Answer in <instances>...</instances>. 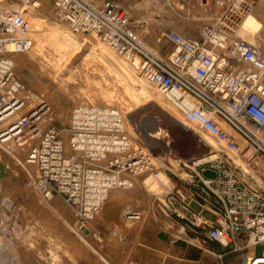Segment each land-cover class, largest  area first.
Instances as JSON below:
<instances>
[{"label":"built area","instance_id":"2783aa9c","mask_svg":"<svg viewBox=\"0 0 264 264\" xmlns=\"http://www.w3.org/2000/svg\"><path fill=\"white\" fill-rule=\"evenodd\" d=\"M197 1L213 4L210 17L195 12L188 0H169L178 14L199 21L198 35H192L159 22L150 26L119 0H48L54 18L72 33L94 34L135 58L139 71L171 97L176 111L222 145L210 158L187 165L189 182L200 183L191 198L215 215L210 221L193 212L191 224L237 254L240 264H264V190L245 178L234 160L245 158L254 168L255 153L264 156V49L235 34L251 0ZM20 5L39 1L0 0V145L14 143L23 152L22 162L36 168L37 182L58 194L82 223L131 175L154 171L152 155L132 142L114 105L77 104L64 128L50 123L43 98L28 105L14 60L32 45L31 24ZM206 169L214 176H204ZM171 196L166 209L184 217L172 208Z\"/></svg>","mask_w":264,"mask_h":264},{"label":"rangeland","instance_id":"374dc122","mask_svg":"<svg viewBox=\"0 0 264 264\" xmlns=\"http://www.w3.org/2000/svg\"><path fill=\"white\" fill-rule=\"evenodd\" d=\"M119 1L122 4H125V6L133 13L139 14V16H141L142 19L145 20L150 26L159 22L163 23V25L172 26L175 29L183 31L184 33L198 35L199 21L195 20L194 18H189L178 14V11L172 6L169 0ZM188 1L193 5L195 12H202L204 16L206 15L210 17L211 12L215 10V7L210 2L209 4L202 5L197 0ZM46 3L49 2L45 1L44 5L39 6L40 11L42 10L50 21H54L65 26L64 23L54 18L51 5ZM251 4L252 6L250 10H248V12L245 14L247 16H243V19L245 17L244 20H246L241 29L243 31L242 33L244 34L243 38L258 44L264 49V0H251ZM197 16L201 15L197 14ZM74 35L78 37L92 36V34ZM151 38L152 35H149V39ZM150 42L151 40L148 41V44H150ZM46 51L51 52V47L45 46L44 52ZM118 54L123 56L120 53ZM15 58L17 60V66L15 65L17 74L20 78L22 77L21 79L26 84L27 89L33 91L38 96V98H43L49 103L51 102L50 104L53 110L56 112L58 106L56 105L55 101L49 97L53 84L42 82L39 79H36V77L34 78L31 76L32 78H29L23 75V72L21 71L23 66L31 67L33 72L39 70L40 67L43 66L42 61L39 60L40 58L31 57L27 54V52L17 54ZM62 74H59V77H62V82L66 92H87L89 94H98L99 96L100 88L97 82H100L103 86H106V84H104V77L106 74L104 60L100 61L98 59L92 58L88 61H83L82 56H80L79 53H75L71 58L68 73ZM35 76H37L36 73ZM65 76H67V78ZM112 90L117 92V89ZM79 103L83 102L66 103L64 105L66 108L65 114L63 116L65 119H58V117L54 116L50 123L60 128L66 127L71 108ZM87 103L108 105L107 103L99 101V99L95 100L94 102L92 101ZM109 105H114L116 107L118 106L116 102ZM153 117L155 119H161L162 114L160 112H155ZM202 131V129L201 131L195 129V138H198ZM262 133L264 134V132ZM128 134L130 135L133 142H138L137 144L145 146L143 140L138 134ZM263 134L260 136L264 140ZM212 138L216 140L214 137ZM168 142L169 146L167 149L154 150V153L160 160V163L153 161L154 169L159 166L160 169L163 170L170 178V180H168L164 186H160L156 191H147L146 188L142 186L140 181L149 173L145 174V176L140 175V178L138 175H131L128 178L130 179L131 183L129 188L120 187L113 190L110 194L111 197L113 195L117 196L123 193V195L121 194V198L124 197L126 201L128 199V201L132 200V203L134 202L132 207L137 204V207L135 206L134 208L140 213V216L138 215V217L135 218L137 221L134 219L127 224V227H125L126 229H124L122 235H111V233L109 234L108 232H105V229L108 226L105 224L106 222L104 223L98 221V218L89 219L88 221L81 223V221L77 219L74 210L68 206L58 194L48 191L47 187L37 182V171L36 168L31 164L28 166L30 167V172L28 175L25 170L27 164L26 166L22 164V151L17 153L18 160L16 161H19V163L15 160L14 162L10 157H6L3 154L1 159L3 161L6 160L9 162V164H11V166L15 169V174L12 175L11 173L6 178L4 183V187L9 194V203L7 204L9 205V209H11V214L2 218L3 221L1 220L5 229L9 233H13L14 220L17 218L22 222L23 225L28 224V226H31V217L33 218V216H36V214L42 216L41 220L45 221V224L50 230L52 236L51 239L43 237L40 239L41 241L38 239L35 240V243H38L42 247L41 249L44 254L40 256L41 259L39 264H171L167 257L168 252L166 247L158 244L154 240L156 231L158 229L167 230L172 235H174V237L178 235V233H175L172 230L173 227L169 222L170 218L168 215L170 213L169 210L166 209L168 193H171L177 189L174 186L176 180L181 182L189 180L190 169L187 167V165L191 166L192 161H201V159H205V157L209 156L210 154L212 155L214 153L220 152L219 147L221 146L219 145L218 147H214L210 144H203L205 149L195 152L194 154H189L188 157H185L184 153L181 152V149L174 148L175 143L170 136H168ZM146 148L151 151L149 147ZM211 155L207 158H210ZM255 158L256 159L254 162H256V165L264 163V156H261L260 152L255 153ZM235 162L239 164L243 170H245L243 171L245 178L250 179L253 184L264 190V182H258L259 179L257 180L255 176V167H252V163L249 164L244 158H235ZM261 176V181H264V174ZM119 203L122 204L123 199H121ZM43 208L44 210H42ZM192 208H195V204H192ZM34 209L35 211H33ZM41 210L43 212H41ZM148 210L149 212H147ZM204 215L210 216L207 211L204 212ZM108 225L112 226V224ZM87 228L89 229V235H86ZM139 235H141V240L138 239ZM134 237H136V240L133 239ZM16 245L21 253L20 255L22 264H32V261L25 256L26 252L30 251V248H28L27 244L22 242L20 239H16ZM23 250L25 254H23ZM255 253H261L260 244L255 246ZM235 257L238 259H236L233 264H239V256L235 254Z\"/></svg>","mask_w":264,"mask_h":264},{"label":"bare ground","instance_id":"6f19581e","mask_svg":"<svg viewBox=\"0 0 264 264\" xmlns=\"http://www.w3.org/2000/svg\"><path fill=\"white\" fill-rule=\"evenodd\" d=\"M38 1V6L20 5V9L28 17L31 24L32 45L26 52L31 57L40 58L39 60L42 61L43 66L36 72H33V69L29 66H23L21 71L23 72V75L29 78L36 77V79H39L42 82L53 84L49 97L55 101L58 109H56L57 111L55 112L50 104L51 102L49 103L46 101L49 107V112L47 113L49 115L48 117L53 118L55 116L58 117V119L63 118L66 108L64 105L69 102H83L84 104H90L87 102H94L97 99L108 105L116 102L118 104L117 108L123 116L126 132L138 134L143 140L145 146L149 147L151 150L150 154L152 155V160L157 163H160V160L154 153V150L167 149L169 146L168 136L173 139L175 143L174 148L181 149V152L184 153L185 157H188L189 154H194L195 152L205 149L203 144H210L214 147H218L219 145L222 146L212 138L213 136L211 134L204 130L198 138H195V129L201 131L198 123L194 120L186 119L176 111L171 97L148 81V79L139 71L135 58L119 55L116 50L99 40L94 34L90 37H78L74 35L66 25L65 27L57 22L50 21L39 8V6L44 5L45 1L48 2V0ZM46 4L51 5L50 3ZM246 16L247 15H245V17ZM244 19L242 17L240 23L235 29V34L242 38L244 34L241 29L246 22ZM249 42L256 47L263 49L258 44L251 41ZM45 46L51 47L52 51L44 52ZM75 53H79L80 56H82L83 61H88L92 58L100 61L104 60L106 69L104 84H106V86L97 82L100 88L99 96L98 94H89L87 92H66L64 89L62 77H59V74L68 73L69 63ZM15 56L14 60L15 64H17ZM35 73L37 76H35ZM67 76L65 77L67 78ZM112 89H117V92H114ZM26 97L29 106L34 105V102L39 99L30 89L27 91ZM155 112H160L162 114L161 119H155L153 117ZM42 116L41 122L45 124L48 119H46V114ZM213 118L218 124L223 125V122L216 116H213ZM43 124L41 125L43 126ZM262 134L263 133H261V135ZM133 143L137 144L138 142ZM250 151V148H248L245 153L248 154ZM19 152L20 149L14 143H10L8 146L0 145V264H22L21 253L19 248H17L16 239L25 242L28 248H30V251L26 252V254L23 250V254L32 261V264H39L41 259L40 256L44 254L41 249L42 247L38 243H35V240H40L43 237L51 239L52 236L45 221L41 220L42 216L39 214H36V216L32 215L31 226H28V224L23 225L17 218L14 220L13 233L7 232L2 223V218L11 214V209H9V205L7 204L9 203V194L4 187V183L11 173L12 175L15 174V169L9 164V162L6 160L3 161L1 156L4 154L6 157H10L13 161H16L18 160L17 153ZM16 162L19 163V161ZM22 164L26 166L25 163ZM28 166L29 164H27L25 170L29 175L30 167ZM256 167L254 170L256 172L255 176L257 180L259 179L258 182H264L261 181V175L264 174V163L257 164ZM260 171L263 174H261ZM141 176L138 175L139 178ZM168 180H170L168 175L158 166L140 182L147 191H156L160 186H164ZM130 184V179H126L123 187L129 188ZM121 194L123 195V193ZM121 194L117 196L113 195L109 197L108 200L103 201L100 204L99 212L91 218H98V221L106 222L105 224H107L108 227L105 229V232H108L109 234L111 233V235H122L127 224L137 218L138 215L140 216L139 211L134 208L137 204L132 207L134 202L132 203L131 199L135 196L130 199L131 201H128L129 199L126 201L124 197L121 198ZM121 199H123L122 204L119 203ZM42 210H44V208ZM42 210L41 212H43ZM149 210L147 212H149ZM33 211H35V209ZM108 224H112V226ZM88 231L89 229L87 228L86 235H89ZM250 264L255 263L252 262Z\"/></svg>","mask_w":264,"mask_h":264},{"label":"crops","instance_id":"0c3cea01","mask_svg":"<svg viewBox=\"0 0 264 264\" xmlns=\"http://www.w3.org/2000/svg\"><path fill=\"white\" fill-rule=\"evenodd\" d=\"M189 180L182 182L176 180L174 186L177 189L171 192L172 208L180 215H184L182 218L176 217L173 213L168 215L172 230L178 235L174 237L169 231L158 229L154 240L166 247L171 264H233L238 259L234 253H230L227 247L217 241L208 239L206 230L191 224L194 218L193 212H199L210 221L214 220L215 215L211 209L203 207L199 200L191 198V193L200 189V183L193 185ZM183 201L189 204L191 211L185 212ZM192 204H195V208H192ZM206 211L210 216L204 215ZM133 239L136 240V237ZM138 239L141 240V235Z\"/></svg>","mask_w":264,"mask_h":264},{"label":"water","instance_id":"95a60500","mask_svg":"<svg viewBox=\"0 0 264 264\" xmlns=\"http://www.w3.org/2000/svg\"><path fill=\"white\" fill-rule=\"evenodd\" d=\"M202 174H203L204 176H207V177H212V176H214V172L211 171V170H208V169L203 170V171H202ZM0 175H1V173H0Z\"/></svg>","mask_w":264,"mask_h":264}]
</instances>
